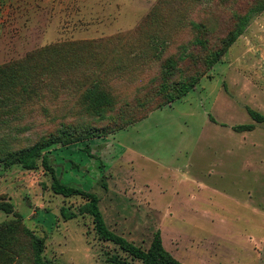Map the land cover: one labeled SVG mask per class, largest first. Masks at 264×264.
Masks as SVG:
<instances>
[{
	"label": "rangeland",
	"instance_id": "374dc122",
	"mask_svg": "<svg viewBox=\"0 0 264 264\" xmlns=\"http://www.w3.org/2000/svg\"><path fill=\"white\" fill-rule=\"evenodd\" d=\"M263 3L0 0V159L51 134L69 141L95 130L100 137L44 154L63 183L99 198L109 230L143 249L159 232L183 264H264V120L248 114L264 116V9L254 12ZM251 11L243 34L206 69L207 50L194 40L216 47ZM182 53L180 78L201 80L143 114L144 98L165 83V61ZM94 86L112 102L104 118L84 98ZM50 184L40 162L31 171L0 162V205L12 210L0 209V264H31L22 223L44 239L52 264H109L106 255L140 264L98 240L89 216L64 221L60 208L75 212L85 200L55 195Z\"/></svg>",
	"mask_w": 264,
	"mask_h": 264
},
{
	"label": "trees",
	"instance_id": "16d2710c",
	"mask_svg": "<svg viewBox=\"0 0 264 264\" xmlns=\"http://www.w3.org/2000/svg\"><path fill=\"white\" fill-rule=\"evenodd\" d=\"M263 9L264 3L257 7L256 11L254 12H261ZM254 12L251 11L248 14L240 17L238 19V22L234 26V29L230 31L226 37L220 39L216 47H207L206 42L202 41L199 38H196L194 40V46H199L207 50V55L204 58L206 69H212L213 66L216 65L226 54L230 46H232V44L243 34L244 30L251 20L252 13ZM192 26L193 29L197 32H201L204 29L202 24L193 23ZM187 58L188 57L182 53L178 60L169 58L165 61L161 71V79H164L165 83H163V86H159V88L156 89L155 92L150 93L147 97L144 98L145 100L143 103L145 104V113L143 114L150 113L185 97L189 91L193 90L196 87V85L201 80L200 75L180 78L179 72L176 71L178 62H185ZM175 76H177V79L171 81V79H173ZM84 98L88 104L89 110L100 118H104L106 116L107 111L110 110L112 105L111 100L96 86L87 89ZM141 104H139L138 107H140ZM132 110V115H134L135 109L132 108ZM248 114L251 119L257 123H260L264 120L263 115L253 110L249 109ZM132 123V119H127V121H120L116 125V131L127 128ZM252 128L253 125L249 124L236 126L234 127V130L249 131ZM98 134L99 133L95 130L88 131L84 134V138L75 137L74 139H71L69 141H62L59 139L61 137L60 135L56 137L51 134L30 147L11 152L10 154L2 157V159H0V162L4 163V165L8 167L12 165H20L23 169L29 171L37 169L38 163L40 162L41 165L50 173V190L55 195L62 196L63 198L80 197L85 200V202L80 205L75 212L71 211L69 208L61 207L59 210L60 217L64 221H69L79 216H89L92 219L93 231L98 240L109 242L117 246L132 261H138L140 264H183L176 260L169 252L165 250L162 245V240L159 232H156L153 235L150 246L147 249H143L109 230L105 224L102 212L99 207V198L94 193L86 192L80 188L63 183L55 175L54 170L48 167V159L44 154V151L46 149L56 144L69 145L84 140H89L94 137L98 138L100 137V134ZM87 154L92 157L88 150ZM6 208L7 209H4L0 205V209L2 211L6 213L12 212L10 206H7ZM17 229L19 230L20 238L27 246V253L29 254L31 264H52L51 261L46 260L43 256V252L45 249L44 239L36 235L33 231L29 230L24 223L19 224V227ZM3 236L4 235L0 233V239ZM106 262L109 264H132V262H129L126 259H120L117 255H106Z\"/></svg>",
	"mask_w": 264,
	"mask_h": 264
}]
</instances>
